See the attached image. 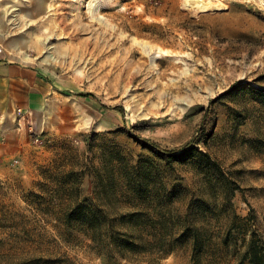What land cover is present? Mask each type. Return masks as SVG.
<instances>
[{
    "label": "rangeland",
    "instance_id": "1",
    "mask_svg": "<svg viewBox=\"0 0 264 264\" xmlns=\"http://www.w3.org/2000/svg\"><path fill=\"white\" fill-rule=\"evenodd\" d=\"M220 3L6 0L7 37L62 89L0 162V264H236L253 233L264 242V0ZM86 198L96 216L70 219ZM134 211L133 234L170 254L117 250L97 229Z\"/></svg>",
    "mask_w": 264,
    "mask_h": 264
},
{
    "label": "crops",
    "instance_id": "2",
    "mask_svg": "<svg viewBox=\"0 0 264 264\" xmlns=\"http://www.w3.org/2000/svg\"><path fill=\"white\" fill-rule=\"evenodd\" d=\"M5 2L0 0V162L17 153L28 131L33 133L44 124L49 101L62 89L31 64L25 45L7 37Z\"/></svg>",
    "mask_w": 264,
    "mask_h": 264
},
{
    "label": "trees",
    "instance_id": "3",
    "mask_svg": "<svg viewBox=\"0 0 264 264\" xmlns=\"http://www.w3.org/2000/svg\"><path fill=\"white\" fill-rule=\"evenodd\" d=\"M92 94H82V96H90ZM207 117V113L204 117V121ZM203 140L202 142L204 144L208 143V140L210 139V135L206 134L205 130L203 132ZM148 142H144L146 144ZM151 148L154 150L155 153H157L162 159L168 161L169 163H175V162H186L190 160L191 158L195 157L196 155L200 156L202 159L206 161V164L208 166H214L215 162L211 160L209 154L206 152H202L198 148H195L191 146L190 144L186 146L185 149H182V151H169L164 150L157 146L156 144H152ZM135 192L134 190H132ZM136 193V192H135ZM143 214V212L140 211H134L132 213H127L120 215L119 225L114 224V218H112V225H109L108 227H104L100 225L97 229H100V231H108V237L112 240V247L129 253L133 255H140V254H157L160 255L159 258H162L164 255L170 254L173 249L175 248L176 243L172 241L164 240L163 238H158L157 235L152 234L155 238L154 239H147L146 238H138L135 236L134 230H132V227L137 224L139 217ZM96 216L94 211L92 210L91 206H89L88 198H86L82 202H77L70 213L68 214V217L70 219H82V221H89L90 219H93V217ZM119 226V227H118ZM144 227V228H143ZM136 228V226H135ZM138 228H140V232L144 231L147 227L138 225ZM150 228H154L155 231L159 232L161 231L156 230L155 226H150ZM138 231V230H137ZM199 228L198 227H187L185 226L182 230V235H185L186 233L193 232L194 238H193V258L195 259L198 254H200L204 249V243L200 240L197 235L199 234ZM177 243L178 241L175 240ZM238 242V241H237ZM235 243V246H238V243ZM223 245L227 246L228 242L227 240H224L222 242ZM236 257L237 262L236 264H264V242L260 237H257L255 233L252 234L251 239L249 240V243L246 246V249L244 252L240 253L236 251Z\"/></svg>",
    "mask_w": 264,
    "mask_h": 264
},
{
    "label": "bare ground",
    "instance_id": "4",
    "mask_svg": "<svg viewBox=\"0 0 264 264\" xmlns=\"http://www.w3.org/2000/svg\"><path fill=\"white\" fill-rule=\"evenodd\" d=\"M184 8L191 13H214L222 8L221 0H181Z\"/></svg>",
    "mask_w": 264,
    "mask_h": 264
}]
</instances>
